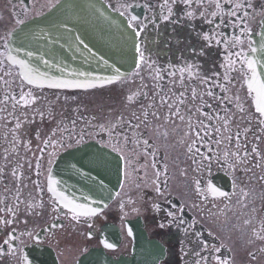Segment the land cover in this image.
Returning a JSON list of instances; mask_svg holds the SVG:
<instances>
[{"label":"flooded vegetation","instance_id":"af4514ba","mask_svg":"<svg viewBox=\"0 0 264 264\" xmlns=\"http://www.w3.org/2000/svg\"><path fill=\"white\" fill-rule=\"evenodd\" d=\"M59 1L0 0V264L131 256L139 218L165 249L159 264H264V116L247 84L264 0H104L135 30L138 63L84 91L31 85L8 60L12 32ZM88 142L121 157L123 181L81 216L49 176Z\"/></svg>","mask_w":264,"mask_h":264},{"label":"water","instance_id":"95a60500","mask_svg":"<svg viewBox=\"0 0 264 264\" xmlns=\"http://www.w3.org/2000/svg\"><path fill=\"white\" fill-rule=\"evenodd\" d=\"M136 44L135 32L127 20L104 1L62 0L13 33L9 60L20 67L27 82L26 69L20 62L32 69L29 75L33 85L63 90L91 89L131 72L137 64ZM250 60L256 62L257 78L264 82V25L254 39ZM252 77L253 73L248 84L252 83L253 90L257 84ZM60 84L69 86H55ZM122 177V160L117 154L97 143H87L56 160L50 187L68 209L72 210V206H66L63 197L86 209H95L97 214L115 198ZM136 231V235L132 234L139 248L133 257L115 259L103 249H92L78 264H157L163 249L150 241L141 227Z\"/></svg>","mask_w":264,"mask_h":264},{"label":"snow or ice","instance_id":"6c2138e0","mask_svg":"<svg viewBox=\"0 0 264 264\" xmlns=\"http://www.w3.org/2000/svg\"><path fill=\"white\" fill-rule=\"evenodd\" d=\"M239 6L240 5H237V7H239ZM133 19H135V17H133ZM205 39H207V37H205ZM253 51H255V49H253ZM20 63L26 69L25 78L28 79L29 82L31 83L32 80H31V77H30L29 73H31L32 69L25 62L21 61ZM255 63L256 62L255 61H252V60L248 61V67L251 69V71L253 73L252 80L257 84V87H255L253 89V91H255L256 94H257V101H256V103H257V111H259L262 114H264V82L260 81L257 78ZM55 86H58V87H66V86H69V85H67V84H60V85H55ZM249 86L251 88L252 87V83H250ZM209 94H211V93H209ZM209 187H210L211 191H213V192H218L219 191L214 186H211L210 185ZM220 194L221 195H227L226 193H220ZM63 199L67 202L66 203V206L71 205L72 206V211L74 213H76L77 215H93L96 212L95 209H86L82 205L75 204L74 201L68 200L67 197H63ZM106 246L107 247H113V245H111V244H107ZM220 264H226V262L225 261H221Z\"/></svg>","mask_w":264,"mask_h":264}]
</instances>
